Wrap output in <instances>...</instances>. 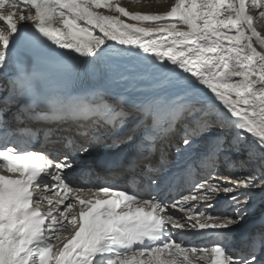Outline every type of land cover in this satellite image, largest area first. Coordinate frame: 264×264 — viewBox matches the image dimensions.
<instances>
[{
	"label": "snow or ice",
	"instance_id": "1",
	"mask_svg": "<svg viewBox=\"0 0 264 264\" xmlns=\"http://www.w3.org/2000/svg\"><path fill=\"white\" fill-rule=\"evenodd\" d=\"M253 7L264 0H175L153 13L118 0H0V72L10 73L0 133L26 120L43 132L38 149L31 138L0 145V264H264V211L229 239L258 200L264 209ZM221 196L230 212L205 211ZM208 231L210 246L183 239Z\"/></svg>",
	"mask_w": 264,
	"mask_h": 264
},
{
	"label": "bare ground",
	"instance_id": "2",
	"mask_svg": "<svg viewBox=\"0 0 264 264\" xmlns=\"http://www.w3.org/2000/svg\"><path fill=\"white\" fill-rule=\"evenodd\" d=\"M128 1H130V0H128ZM138 1V0H137ZM118 2L120 3V5L122 6V7H125V8H127L129 11H138V12H145L143 9H132V8H130L127 4H125V3H121L120 2V0H118ZM155 3H158L159 2V0H155L154 1ZM128 3V2H127ZM10 5V4H9ZM161 8H163V7H161ZM9 10H13L12 8H11V5L10 6H8V7H5V9H4V11H9ZM15 11H20V10H23L26 14H27V12H28V9H27V7L24 5V4H19V5H17V7L14 9ZM165 10V9H164ZM168 10V9H167ZM153 11H156V8L155 9H151V11H148V10H146V13H153ZM157 12H159V11H157ZM126 19V18H125ZM129 22H131V21H129ZM179 27H181V28H183V27H185L184 25H182V24H179L178 25ZM253 43H254V46H256L257 47V49L258 50H262V49H264V43H261V40H260V38L259 37H257V38H254V40H253ZM123 68H127V65L125 64V65H123L122 66ZM139 70V69H138ZM25 124H27V127H23V126H21L20 128H18V129H16V133L17 134H22V135H24V137L26 138V139H28L29 140V138H31V142H33L34 140L37 142V138H39L41 141L43 140V132H42V130H41V126L40 125H37V124H34L32 121H25L24 122ZM10 132H11V130H10ZM246 136H248V138H250V140H251V137H250V135H246ZM178 141H179V137L177 136L176 138H175V141L174 142H176V143H178ZM66 143H68L67 141H65V144ZM172 149L170 148L169 149V151L173 154V150L171 151ZM171 157H172V155H171ZM177 163L179 164V165H183V161H181V160H179L178 158H177ZM199 172V173H198ZM108 174H105L104 175V178L107 176ZM122 175V174H121ZM205 175V171L204 170H202V169H196L195 170V174H194V177L196 176V178L198 177V178H200V177H202V176H204ZM120 178H122L123 179V175H122V177H120ZM197 178V179H198ZM93 182H96V181H93ZM224 197L223 196H221V197H219L218 199H217V203H216V207L215 208H212L211 210H212V214L215 212V213H221V212H230L231 211V208L229 207V205H228V203H227V201H223L222 199H223ZM176 216V218H181V215H175ZM180 216V217H179ZM259 219H260V217H259ZM258 219V220H259ZM260 222V221H259ZM246 223H248V221H246ZM245 223V224H246ZM244 225V224H243ZM243 225H241L242 227H243ZM259 225V223H255L254 225H253V228L249 231V232H251L255 227H257ZM241 226H238V227H236V228H239L240 229V227ZM236 228L233 230V232L230 234V236H231V239L234 241V242H236V243H238V240L241 238V236H242V234L243 233H245V234H247V231L246 230H243V232H242V234H238L235 230H236ZM248 232V233H249ZM67 233H65V235H66ZM205 235H208V232H206L205 233ZM191 236H200V235H198L197 233H195V232H188V233H185L184 234V237H183V239L188 243V244H193V241L191 240ZM208 243V242H207ZM199 245V244H198Z\"/></svg>",
	"mask_w": 264,
	"mask_h": 264
},
{
	"label": "rangeland",
	"instance_id": "3",
	"mask_svg": "<svg viewBox=\"0 0 264 264\" xmlns=\"http://www.w3.org/2000/svg\"><path fill=\"white\" fill-rule=\"evenodd\" d=\"M155 0H120L121 3L129 4L128 6L132 9H145L151 11V9H155L156 11L153 12H164L167 11V9H170V6L175 3V0H159L158 3L154 2ZM128 2V3H127ZM252 0H249V3L251 4ZM10 6L9 4L6 5V7ZM163 7V8H161ZM165 9V10H164ZM264 11V8H259V7H253L250 10V14L253 16V24L257 30L258 33H260L261 37H264V17L260 16V12ZM245 139L250 141V138L248 136H245ZM172 151V150H171ZM173 159H177L175 156V152L173 151L172 157ZM229 205V204H228ZM207 212H211V209H205ZM252 211L255 213L254 216L250 217L247 221L248 223L255 221L259 218L260 214L264 209L261 208L259 200L257 201L256 206L252 209ZM213 214H216L215 212ZM180 217V216H179ZM208 235H205L204 237L201 236H191V240L193 241L192 246H210L211 241L214 238L215 234L212 231H208ZM229 239H231V236H229ZM208 242V243H207ZM234 242V241H233ZM236 243V242H234ZM199 244V245H198Z\"/></svg>",
	"mask_w": 264,
	"mask_h": 264
}]
</instances>
